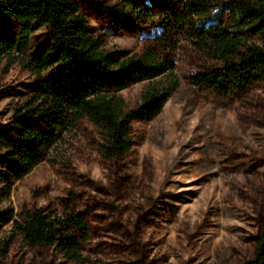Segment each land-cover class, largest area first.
Listing matches in <instances>:
<instances>
[{"label": "rangeland", "instance_id": "374dc122", "mask_svg": "<svg viewBox=\"0 0 264 264\" xmlns=\"http://www.w3.org/2000/svg\"><path fill=\"white\" fill-rule=\"evenodd\" d=\"M73 1L113 58L144 48L170 56L178 86L154 119L130 124L135 143L122 157L104 158L99 129L80 119L9 195L0 185V214L79 213L90 228L85 264H245L264 228V81L232 96L201 88L193 76L215 62L185 40L163 49L159 19L142 22L123 0ZM138 1L159 9L165 0ZM210 1L215 12L228 7L227 0ZM50 44L46 27L35 30L26 58L34 61ZM4 65L0 133L15 138L12 114L33 93L35 76L17 63L6 71ZM60 71L56 63L42 76L53 86ZM147 84L120 91L127 108ZM4 239L10 242L0 264H78L53 246H29L11 223L0 225Z\"/></svg>", "mask_w": 264, "mask_h": 264}, {"label": "trees", "instance_id": "16d2710c", "mask_svg": "<svg viewBox=\"0 0 264 264\" xmlns=\"http://www.w3.org/2000/svg\"><path fill=\"white\" fill-rule=\"evenodd\" d=\"M227 2V9L217 12L210 0H165L159 9L138 0H123V5L142 22L159 19L163 49L172 50L185 40L203 51L215 64L197 72L194 84L232 96L264 81V0ZM42 27L50 32L51 44L30 61L26 52L31 36ZM0 62L4 71L17 63L35 76L33 93L12 114L18 135L0 133V185L5 196L12 183L45 159L62 134L82 118L99 129L104 158L126 155L135 143L130 124L154 119L178 86L170 56L144 48L113 58L102 37L88 31L86 17L73 0H0ZM56 63L61 71L52 86L42 73ZM142 80L148 84L139 103L127 108L120 91ZM8 223L29 246H53L78 264L88 260L82 246L90 228L77 212L60 215L47 208L24 209L15 218L9 210L0 214V225ZM9 242L0 241V257ZM245 264H264V228Z\"/></svg>", "mask_w": 264, "mask_h": 264}]
</instances>
